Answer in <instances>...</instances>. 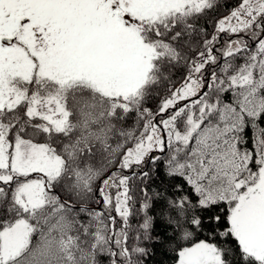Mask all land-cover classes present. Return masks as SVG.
Returning <instances> with one entry per match:
<instances>
[{"label": "snow or ice", "instance_id": "6c2138e0", "mask_svg": "<svg viewBox=\"0 0 264 264\" xmlns=\"http://www.w3.org/2000/svg\"><path fill=\"white\" fill-rule=\"evenodd\" d=\"M157 246L264 264V0H0V264Z\"/></svg>", "mask_w": 264, "mask_h": 264}, {"label": "trees", "instance_id": "16d2710c", "mask_svg": "<svg viewBox=\"0 0 264 264\" xmlns=\"http://www.w3.org/2000/svg\"><path fill=\"white\" fill-rule=\"evenodd\" d=\"M148 264H171L170 255H166L159 249V246H157L156 254L148 261Z\"/></svg>", "mask_w": 264, "mask_h": 264}]
</instances>
